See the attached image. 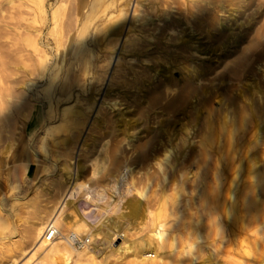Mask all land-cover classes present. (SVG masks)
I'll return each instance as SVG.
<instances>
[{"label":"rangeland","instance_id":"obj_1","mask_svg":"<svg viewBox=\"0 0 264 264\" xmlns=\"http://www.w3.org/2000/svg\"><path fill=\"white\" fill-rule=\"evenodd\" d=\"M161 1L154 0L145 5L146 7L143 4L144 7L136 8V12L138 15L147 14L151 17L168 12L173 18H178L176 13L180 9V20L182 23L186 22L188 27L184 25L178 27L177 32L184 31L178 36L179 38L189 40L191 37L192 42H198L202 49H216L222 42L226 35L223 32L210 40L205 37V28L192 17L195 13L200 15V12L190 10L192 15L190 16L188 11L183 12V4L173 3L171 0ZM38 4H40L39 0H0V264H12L13 260L16 264L20 263L35 244L28 235L29 231L44 222L46 228L58 209L65 218L80 219L91 227L99 228L101 237L100 240L95 241L90 239V244L93 243L96 247L92 258H81L76 252L70 251L67 261L57 260L55 264H137L136 257L131 253L133 249L137 251L136 246L151 235L153 221L164 225L167 237L165 244L163 243L165 246L162 245L163 249L161 247L159 251L158 264H264V231H262L264 230V180L259 184L255 182L249 169L256 158L261 159L260 154L264 151L262 150L264 132H250V128L247 131L238 130L230 135L231 138L220 136L215 141L212 146V156L216 163L217 176L215 178L208 176L207 193L202 196L203 187L199 184V179L192 176L195 175V165L190 161L197 153L198 142H202L205 119L213 129L222 125L219 122L223 110L220 100L221 96L228 94L225 84L219 87L218 93L216 91L215 97L210 98L207 104H195L191 101L173 116H166L160 115L157 111L169 100L163 90L160 89L152 96L147 95L144 100H138L139 95L135 89L140 86L132 85L131 82L130 75L136 72V75L148 79L150 83L154 82L151 87L156 85L159 78L169 77L172 82L180 83L179 88H181L184 79L182 75H187L186 71L190 66H207L210 62L212 68L217 70L209 79L217 80L225 74L222 67L219 68L222 61L217 60L216 63L220 52H210L202 57L194 56L197 61L196 59L186 61L183 71L180 62L184 61L180 60V56L187 58L190 56L180 52L181 45L175 40L178 38L176 34L169 33L168 46L165 44L159 48L156 41L151 42V46L148 44L147 46L146 43L139 41L138 45L133 47L129 43L134 35L131 31L128 34L129 44H124L135 6L134 0L126 9V23L122 36L118 43H115L117 45L114 43H112L114 46L109 45L107 26L111 23V19L118 15L117 10L125 6V4H114L103 14H98V18L85 32L86 47H89L88 50L93 55L87 56L89 74L83 77L81 75L83 69L74 67L70 74L75 80L74 97L56 106V116L54 114L48 116L49 102L42 89L48 82L47 77L52 70L53 59L58 53L56 43H65L69 38V42H66L69 48L68 55L65 59L64 56L62 57L68 65L67 60L72 53L70 46L76 41L85 21L86 9L76 0H45L43 2L45 11L41 14ZM60 4L63 5L61 17L55 27L50 22V15ZM115 5H117L116 9ZM227 16L219 13L218 21L223 22L225 26L230 25ZM31 19H36L37 24L28 22ZM239 21L241 22L238 17V23ZM159 24L161 27L162 22ZM159 24L157 23V26ZM25 26L29 27L30 32L32 28L40 29L37 53L25 48L22 43V28ZM134 26L136 29L133 30L141 31L143 37L149 33L154 36L159 34L154 26H151L153 29L139 28V24ZM137 47L144 49L139 50ZM138 50L143 54L142 57H132ZM117 58L121 59L119 68H116L115 64ZM143 59L148 62L140 63L145 61ZM231 60L233 58L228 61ZM66 64L63 63L61 66L62 76L66 73ZM122 71L129 75L128 78L121 77ZM155 73L158 74V78L152 81L151 77ZM56 84L52 98L57 90ZM80 84L84 85L87 92L79 89ZM109 84L112 86L110 87L112 92L108 94ZM143 92L145 93L146 89H143ZM104 95H107L105 97L107 101L116 95L121 101L119 110L114 109L109 112L108 109H104L106 106L100 108ZM91 96H95L93 98L95 103L92 109L88 110L86 106ZM151 100H154L155 106L152 105L153 108L147 109L149 106L145 102ZM157 101H160L159 104ZM63 109H70L72 112L82 111L84 115L79 119L82 124L77 125L70 114H67L68 122L65 123L64 118L60 116ZM195 109H200L201 114L198 119ZM96 119H98L97 125L93 123ZM102 120L107 121L109 125H99V121L101 123ZM262 125L264 124L258 127ZM112 126L118 131L116 137L107 131V128ZM158 126L162 129L159 130ZM47 128L50 130L45 134ZM123 137L129 138V141L134 143L133 150L125 147ZM172 139H175L174 144L181 146L176 152L174 151L175 162L171 159L167 167L163 163L165 170L162 168L163 171H160L154 158L162 161V150L156 144L161 141L162 145L164 143L167 145V141ZM179 139H182L181 142ZM251 139L253 142L247 147ZM217 147H220V150ZM143 152L146 154L143 155ZM142 156L147 157L143 159ZM78 166L81 167L82 188L69 198V195L65 196L66 193L64 194L60 182L65 179L66 170L74 177ZM93 168L100 173L96 180L89 178ZM128 170L131 171L132 176L127 175ZM162 172H165V175ZM123 174L127 175L131 188L146 193L145 198L136 193L120 194V176ZM94 187L104 189L111 199H105L104 203L86 199L83 193L86 189ZM197 193L202 197H198ZM129 199L140 201L144 206V219L140 217L139 220L138 218L134 220L127 216L128 209L124 203ZM202 200H206L212 207L217 202L222 204L223 200L227 207L233 204L238 217L235 218L237 222L229 225L225 223L221 230H215L219 228L214 226V229L207 230L205 217L207 213L204 209L206 204L203 206ZM251 201H257L261 206L256 208ZM244 203H247V206ZM58 230L63 236L68 233L62 226ZM257 230L260 232L258 233ZM205 231H209V234ZM10 249L13 250L11 260L8 255Z\"/></svg>","mask_w":264,"mask_h":264},{"label":"bare ground","instance_id":"obj_2","mask_svg":"<svg viewBox=\"0 0 264 264\" xmlns=\"http://www.w3.org/2000/svg\"><path fill=\"white\" fill-rule=\"evenodd\" d=\"M44 1L39 0L40 4H38L41 14L44 13V11H45V6L43 4ZM76 1L78 2V4H82V7L84 9H86V17H85V21H84V23H83V25H82L79 33H78V36L75 39L76 41L74 42V44L72 46H70V48H71L70 50L72 51V53H71V56H69V58L67 60V63H69L68 65L66 64V62H64V60H62V57L64 56L63 58L65 59V57L68 55V49L69 48H67V46H68L67 43L69 42V38L66 41L67 43L66 42L65 43H62V42L56 43L57 44L56 51L58 53L55 54V57L53 59L54 64L52 63L53 67H52V70L50 71V74L48 75V77L46 76L48 79V82L45 85V87L42 89V92L45 95H47V99L49 102V105L47 106L48 112H49L48 116H50V114L51 115L54 114L56 116L57 115L56 114L57 111L55 109L56 106L59 105V103H61L63 101H67V100L69 101L70 99H72L74 97L75 93H73V85H74L75 80H73L70 77L71 76L70 74H71L72 70L74 69V67H75V69H78V68L83 69L82 74H81L83 77L89 74V71H90L88 68L89 67V58L87 56L92 57L93 55L88 50L89 47L88 48L86 47V36L85 35L87 33L85 34V32L89 29L90 25H92L94 23V21L98 18V16L100 14H103L110 7L114 6V4H125L124 8L122 7V9L117 10L118 15H116L114 18H112L111 23L107 26L108 38H110L109 39L110 40L109 45H113L112 43H114V45H117L115 43H118V40L122 36L124 25L126 23V15H127L126 9H127V7H129V4L133 0H76ZM153 1L154 0H134L135 6H134V9L132 11V18H131L130 25L128 27V31L125 35L124 44L129 42L128 41V39H129L128 34L131 31L134 33L133 37L130 38L132 41L129 39L130 40L129 43L131 46L134 47V46L138 45L137 43L139 41H142V43L144 42V43H146V45L148 44L151 46V42L156 41V45L159 48H160V46L162 47L165 44L168 46L167 42L169 41V33L170 34H176L177 37L184 33L183 30H181L180 32L176 31V30H178V27H180L182 25H184V26L188 25L186 22H184V23L181 22V20H180L181 14L179 13L180 9L177 10V13H176L178 18H176V17L173 18V16L168 12H162L160 16L154 15L153 17H151L147 14L146 15L141 14L142 16L137 14L138 12H136V8L142 7L143 4H144V6L147 4H150ZM159 1H161V0H159ZM171 1H173V3L183 4L182 5L184 7L183 12L185 13L188 11V14L190 16H192L190 10L192 12H193V10H196L197 12L201 13L200 15L195 13L194 16H192V17L195 21H197V23L199 25H201L203 28H205L204 34L208 40H210L211 38H215V36L221 32L226 34L223 37L222 42L219 44V46L216 49H209V48L208 49H202V47L200 46V44L198 42H192L191 37L189 40H184L183 37L176 38L175 39L176 42H180L179 44L181 45L180 52L190 56V58L180 56V60L184 61V62H180V66L182 67V70L185 71L184 63L186 61H188L190 59H193V60L196 59V61H197V58H195L194 56L202 57V55H208L210 52H212V53L220 52V54L218 55V57L216 59V63H217V60L222 61L219 68L222 67L225 74L222 75L217 80L209 79L212 75L216 74V70H217V68H214V67L212 68V66H211L212 64H211L210 59H209L210 64L207 66L201 65V66H190L189 67V70L186 71L187 75H185V74L182 75L184 77V79H183V82L181 83V85H182L181 88H179L180 83L172 82L169 79V77H164L163 79L159 78V81L156 83V85L151 87V85H154V82H153V84L150 83V81H148V79H144V77H140L139 75H136L135 74L136 72L135 73L131 72L132 73V75H130L131 79H132L131 82H132V85H139L140 86L139 88L135 89V91H137V94L139 95L137 98L138 100H144L147 95L152 96L155 92H158L160 89L163 90L164 94L167 95V98H169V100L163 106H161L157 111H159L160 115H166V116H168V115L173 116L175 113L179 112V109H181L182 107H184L185 105H187V103H189L191 101H194L195 104L196 103L197 104L198 103H203V104L206 103L210 98L215 97L214 95H216V91L218 93V89H220L219 87H221L222 85L225 84L224 86L227 88V91H228L227 93L229 95L226 93L227 95L221 96V100H220L222 107H223V110H222V116L219 117V122L222 123V125L220 128L217 127V129H213L209 125L208 120L205 119L206 121L204 122V126H203V133L204 134L201 133L203 135H202V137L200 136L202 138L201 139L202 142H198V147H197L198 150L196 149L197 153H196L195 157H193V159L190 158V159H192V161H190V163L192 162L193 165H195V169H194L195 175H192V176H196L197 180L199 179V184L203 187V192H201V194H202V196H204L203 194L207 193L206 185H207L208 176L211 175L214 178H215V176H217L216 171H215L216 163L214 162V158L212 156L213 155L212 154V152H213L212 146L214 145L215 141L220 136H221V138H223V137L231 138L230 135L232 136V134L238 130L247 131L250 128V132L251 131H256L257 133H258V131L264 132V125H262V127H258V125L264 124V2H260L261 0H171ZM155 3H157V2H155ZM161 3H162V1H161ZM62 6L63 5H61V4L57 5V7H55L53 9V11L51 12L50 22L55 27L57 26V24L60 21ZM116 6L117 5H115V9H116ZM162 7H163V5H162ZM152 8H151V10L154 9V8L153 9ZM153 11H155V10H153ZM146 12H147V10H146ZM219 13L224 14V16H225V14H227L228 16L226 19H228V23L230 22L231 24L225 26L223 22H222L223 23L222 24L220 21H218L217 15ZM238 17H239V20H241V22L239 21L240 23H238ZM28 22L37 24L36 19H31ZM156 22L158 24L162 22V26L160 27V24H159V26H157ZM155 23H156V25H155ZM135 24L136 25L139 24V28L148 27V29H150L149 27L155 25L153 28L156 31H158L159 34H158V36H156V35L154 36L153 34L151 35L149 33L148 35L143 37L141 31H140L141 33L139 31L135 32V29H136L134 26ZM133 28H135V29L133 30ZM22 29H23V31H22L21 38H22V43H23L24 47L30 48V49H32L33 52L37 53L39 51L37 38H38V35L40 34V31H39L40 29L32 28L31 32L28 30L29 29L28 26H25ZM131 36H129V37H131ZM163 41H165V42L163 43ZM154 43H152V44H154ZM65 45H66V47H65ZM127 45H126V47H127ZM140 47H142V45H140ZM61 48H62V50H61ZM137 48H139V47H137ZM142 49H144V47L139 48V50H142ZM163 49H166V48H163ZM139 50L136 52V54H133L132 57H135V56H137V58L142 57L143 54L141 52H139ZM153 50H155V48ZM128 52H129V50H128ZM144 56L146 57L147 55H144ZM231 58H233V60L228 61ZM145 59H143V60H145ZM147 59L149 61V58H147ZM150 59H151V57H150ZM148 61L145 60V61H141L140 63H142V62L144 63V62H148ZM63 63H64V65L66 64L67 70H66V73L62 76V75H60V72H61V66ZM115 64H116V68H119L121 66L120 65L121 59L117 58ZM162 71H164V70H162ZM47 74H48V72H47ZM60 76H62V78ZM128 76L129 75L126 72L122 71L121 77L123 79L128 78ZM151 78H152V81L154 80V78L157 79L158 74H156V73L153 74V76ZM57 82H59L58 85L56 84ZM55 84L57 85V90H56L54 98H52L53 91L56 87ZM111 85H112V83H111ZM111 85L109 84L108 89H110V87H112ZM78 87L83 92H87V90L85 89L83 84H80ZM143 89H146L145 93L143 92ZM107 91H109L108 94L112 92L111 89L107 90ZM105 97H107V95H104V98L102 100L100 108H103V106H106L104 109L105 110L108 109L109 112L113 111L114 109L119 110L120 105H121L120 104L121 101L118 100V97H116V95L114 96L113 99H110L109 101H107L105 99ZM93 98H95V96H91V99L89 100V103L87 104L88 106L85 105L88 110H91L92 107L94 106L95 100L93 101ZM155 102H156V100H155ZM157 102L159 104L160 101H157ZM145 103L149 106V108H147V109L153 108L155 106L154 100H151V101L145 102ZM152 105H154V106H152ZM45 109H47V108H45ZM70 109H63L60 112V114H61L60 116L64 118V122L65 123L68 122L66 117H67V114L68 115L70 114V116H72L75 119V123L77 125H81L82 122H80L81 120H79V119H81L83 117V115H84L83 112L82 111L81 112H78V111L72 112ZM157 111H155V112L158 113ZM200 114H201L200 109H197L196 110V118L197 119H198V116ZM207 115L209 116V112L207 113ZM47 120H49V119L47 118ZM97 120L98 119L94 120V122H93L95 125L98 124ZM99 125H101V126L105 125L106 126L109 124L107 123V121L102 120L101 123L99 121ZM158 128H159V126H158ZM161 129H162V127L160 126L159 130H161ZM230 129H232V130L230 131ZM49 130H50V128H47L45 130V134ZM107 131L111 132L114 137L117 136L118 131L115 129V127L112 126L111 128H107ZM158 132L162 133L163 131H158ZM186 136H188V134ZM251 136L252 135H250V137ZM174 140L175 139H172L171 141H167L168 142L167 145H165V143L162 145L161 141H158V143L156 144V146L157 147L159 146V148H161V150H162V161H159L158 158H154V162L158 166L160 171H163V169H164L163 163L167 167V166H169V161L171 159H172L171 161L175 162V160L173 159L175 157L174 151L176 152V149L181 145L180 144L179 145L174 144ZM179 140L181 142L182 139H179ZM122 141L124 142L125 147H129L132 150L135 147L133 145L134 143L132 144V141H129V138H127V137H123ZM220 141H221V139H220ZM240 141H242V140H240ZM252 142H253V139H251L248 142L247 147ZM182 145H183V143H182ZM218 146H220V145H218ZM145 148H146V146H145ZM218 148L220 150V147H217V149ZM245 148H246V146H244L243 149H245ZM253 148H255V147L253 146ZM217 149H216V151H217ZM224 149H225V147H224ZM251 150H253V149H251ZM262 150H264V149H262ZM139 152H141V151H139ZM223 152H224V150H223ZM145 154L146 153H144L143 155H145ZM260 155H261V159H264V151H262V153ZM143 157H147V156H142V158ZM143 159H145V158H143ZM261 159L256 158V160L253 161V163H251V166L250 167L248 166L249 169L251 170L250 174L253 175L252 178L258 184L261 183L262 180H264V160H261ZM143 162H144V160H143ZM260 163H261V165H259ZM187 165L189 166L190 164H187ZM127 168H129V167L127 166ZM80 169H81V167L78 166L74 177L72 176L71 172L66 170L65 179L60 182V186H62L64 191H65L64 194L66 193L65 196L69 195V198L72 197L76 191H78L82 188V185L80 182V178H81ZM184 169H187V168H184ZM180 171H181V169H180ZM99 174H100L99 171L96 170V168L95 169L93 168L90 175H89V178L96 180ZM180 174L182 175V173H180ZM127 175L132 176L133 174L131 173L130 170H128ZM127 175L123 174L122 176H120V185H119V187H121L120 194L129 195L130 193L131 194L136 193V194L140 195L142 198L143 197L145 198L146 197L145 192L143 193V192H141L142 190L138 191V190H135L134 188H131L130 184L128 183ZM192 180H190V181H192ZM217 180H218V178H217ZM211 181H212V183H214L213 180H211ZM178 182H177V184H178ZM164 183H165V181H164ZM210 184H211V182H210ZM193 185H194V183H193ZM195 186H197V184ZM170 188H171V186H170ZM192 191H193V188H192ZM258 192H260V191H258ZM83 194H84V196H86V199H92L94 201H99L101 203H104L105 199H107V200L111 199L109 196H107V193L104 189L98 188V187H94L92 189H86L85 193H83ZM197 196L200 197L198 193H197ZM257 196L260 197V195H258V194H257ZM202 201H203L202 205L206 204V206L205 205H203V206H205L204 209L207 213V216H205L206 220H207V227H208L207 230L213 228V226L216 228H219V229H215V230H221L225 223H228V225H229V224L234 223L236 221L235 218H238V217H236V209L233 207L234 206L233 204H230V206L227 207L226 202H224V200H223L222 204H219L217 202V204L214 207H212L209 203L206 202V200H202ZM184 202H186V201H184ZM248 203L250 204V201H248ZM124 204H125L126 208L128 209V213H127L128 217L133 218L134 220L137 218L139 220L140 217H143V211H144L143 207L144 206L140 203V201L138 202L137 200L129 199V200H126ZM197 204H199V203H197ZM244 204H246V206H247V203H244ZM251 204L256 208L261 206V203L259 205V203L257 201H251ZM65 205H67V204H65ZM252 211L254 212V209H252ZM206 213H205V215H206ZM248 213H250V212H248ZM255 213L257 214V212H255ZM194 214H196V213H194ZM155 215H156V213H155ZM251 215H253V213ZM197 217H200V216H197ZM155 218H157V217H154V219ZM143 219H144V217H143ZM143 219H142V221H143ZM248 219H250V218H248ZM46 221L48 222L49 219ZM44 223L39 224L38 226L36 225L37 227H35L29 231L28 235L32 239V241H35L34 242L35 244L33 245L32 249L28 253H26L25 258H23V260L18 264H33V263H35V264H53L54 263L55 264L57 262V260L67 261L69 258V252L70 251L76 252L78 254V256L81 258L82 257L92 258L94 256L96 247L93 245V243L90 244V239H92V241L100 240L101 231L99 228L91 227L85 221L80 220V219L65 218L61 215V211L58 209L55 211L54 215L51 217L50 221L48 222V224L46 226V228L49 226H52L53 228L56 227L55 228L56 238L51 243H46L43 240V235H42V232L45 231L44 229H46V228H44V225H46V223L45 224ZM152 224H154V227L152 229L151 235L148 236L141 244L136 246L137 248L134 247L135 249H137V251H134V249H133V251L131 253L132 255H134L136 257V263L137 264H158L160 262L159 251H160L163 243L166 241V238H167L166 234L164 232L165 227L163 224H156V221H153ZM61 226L65 229V231H68V233L65 234L64 236L61 235L59 233V230H58V228ZM224 230H225V228H224ZM262 231H264V230H262ZM205 232H208V234H209V231H205ZM257 232L259 233L260 231L257 230ZM68 234L69 235L73 234V235H76L78 237H87L89 239V244L80 251L75 250L66 241V237L68 236ZM200 237H201V235H200ZM207 238H209V237H207ZM163 246H165V245H163ZM189 246H191V245H189ZM162 249H163V247H162ZM189 250H190V248H189ZM148 252H151L153 254H149ZM12 253H13V250L10 249L9 254H8L10 256V260L13 259L11 257ZM148 259H151V260H148ZM12 264H16V263H14V260H13ZM228 264H230V263H228Z\"/></svg>","mask_w":264,"mask_h":264},{"label":"built area","instance_id":"obj_3","mask_svg":"<svg viewBox=\"0 0 264 264\" xmlns=\"http://www.w3.org/2000/svg\"><path fill=\"white\" fill-rule=\"evenodd\" d=\"M56 238V230L52 226H49L45 229L43 234V240L46 243H51ZM68 244L75 250H82L89 244V239L87 237H78L73 234H68L66 237Z\"/></svg>","mask_w":264,"mask_h":264}]
</instances>
